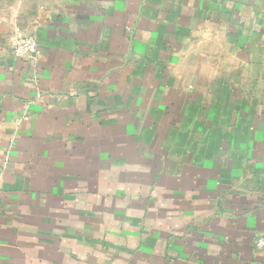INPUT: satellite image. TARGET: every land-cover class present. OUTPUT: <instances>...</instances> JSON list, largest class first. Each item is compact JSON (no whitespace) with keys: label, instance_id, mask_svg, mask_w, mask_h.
I'll use <instances>...</instances> for the list:
<instances>
[{"label":"crops","instance_id":"1","mask_svg":"<svg viewBox=\"0 0 264 264\" xmlns=\"http://www.w3.org/2000/svg\"><path fill=\"white\" fill-rule=\"evenodd\" d=\"M263 234L264 0H0V264H264Z\"/></svg>","mask_w":264,"mask_h":264},{"label":"built area","instance_id":"2","mask_svg":"<svg viewBox=\"0 0 264 264\" xmlns=\"http://www.w3.org/2000/svg\"><path fill=\"white\" fill-rule=\"evenodd\" d=\"M10 43L12 55L16 58L33 57L38 53L36 40L32 36L23 34L18 29L14 30ZM256 245L264 248V234L257 239Z\"/></svg>","mask_w":264,"mask_h":264}]
</instances>
